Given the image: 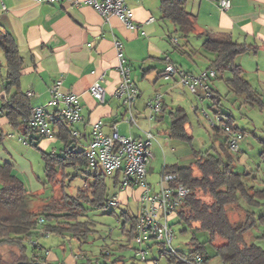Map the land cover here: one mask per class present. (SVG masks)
I'll return each mask as SVG.
<instances>
[{"label": "crops", "instance_id": "obj_1", "mask_svg": "<svg viewBox=\"0 0 264 264\" xmlns=\"http://www.w3.org/2000/svg\"><path fill=\"white\" fill-rule=\"evenodd\" d=\"M76 1L78 5L74 4ZM181 1L185 10L195 15L194 28L185 37L176 30L170 19L162 17L160 0H125L132 21L137 24L135 28L126 26L114 14L104 18L88 0H58L51 3L0 0V26L11 33L23 59L19 89L27 97L32 109L39 106L47 110L54 109V106L49 104V87L57 80L61 81L62 92L75 93L83 118L73 124L71 129L78 137V143H82L85 149L91 126L97 121L101 122L102 130L107 134L115 125L120 134L142 138L150 131L156 139L162 130L161 140L166 144L170 140V112L179 106L174 107L171 101L173 107H169L168 96L174 93L182 97L187 95V92L193 97L199 96L183 85L177 75L163 79L161 71L168 60L186 72L198 73L211 68L209 63L214 52L208 51L204 60H200L196 56L200 50L192 46L188 37L191 34L196 35L202 43L205 33L226 32L234 41L250 47L245 53L236 56L235 62L242 67L243 76L254 89L259 103H250L242 95V103L251 109V129L239 127L234 122L233 125L245 133L236 151L237 162L243 166L244 175H251L259 171L258 168L254 170L253 165L249 163L253 159L249 155V152L254 150L253 143L258 141L264 146V121H259L261 117L264 119V0H230V6L226 10L220 9L218 0ZM180 36L183 38L180 39ZM172 37H177V44L170 41ZM115 41L120 42L122 55L130 67L131 80L138 89V96L130 107L133 121L127 120V107L123 100L114 94L120 81ZM201 43L200 49H203ZM4 75L0 78V98L8 97L2 86ZM218 75L221 77L222 73L209 80L213 91L211 98L217 101L220 96L219 87L213 80ZM100 76L105 89L103 102L95 100L89 92L91 84ZM12 91L14 88L10 92ZM157 92L162 94V108L159 114L151 117L147 101ZM255 119L258 122H255ZM163 127L168 128V133ZM13 128L4 111L0 110V142L3 148H0V160L11 164L12 160L5 158L4 150L12 151V138L16 136L14 133L17 132L19 140L21 139L19 129ZM185 128L189 130L187 124ZM56 132L57 126L53 128V135ZM37 135L36 132L29 138H35ZM23 139L26 141V136ZM54 139L52 136L41 140L47 145ZM157 142L161 143L158 139ZM57 150L59 149L52 151ZM261 158H264V154ZM258 176L259 179L254 178L256 181H243L252 189H257L258 186V189H264V174ZM147 180L153 185L148 177ZM133 191L137 200L138 188L123 187L116 192L117 201L127 200ZM35 246L41 248L39 243ZM45 251L50 254L48 248ZM82 256L78 260L73 254L56 255L52 258L61 264H75L88 258Z\"/></svg>", "mask_w": 264, "mask_h": 264}, {"label": "trees", "instance_id": "obj_2", "mask_svg": "<svg viewBox=\"0 0 264 264\" xmlns=\"http://www.w3.org/2000/svg\"><path fill=\"white\" fill-rule=\"evenodd\" d=\"M160 8L162 17L170 19L182 36L185 37L192 32L195 15L185 10L183 1L160 0ZM201 46L204 50L214 52L209 67L215 70L216 75L225 71L229 72V77L224 79L228 89L236 95H244L250 103L258 104L254 89L243 76L242 67L235 62L236 56L245 53L250 47L234 41L226 32L205 33ZM0 50L4 55L5 68L2 86L4 93L8 94V97L0 98V110L4 111L10 125L18 128L21 137L25 138L28 132L36 133V131L26 125L25 117L31 113L32 107L25 94L19 89L23 59L13 36L1 26ZM12 88L14 91L10 92ZM170 116V138L190 139L191 136L185 128L187 116L184 109L177 106L170 112ZM227 123L234 126L230 118H227ZM214 131L222 132L218 128ZM45 137L38 134L37 137L30 139L29 144L40 150L46 179L53 185L59 183L61 195L58 199L52 195L43 203L39 211L32 210L31 194L24 183L13 173L12 164L0 162V243L14 244L19 248V255L15 262L47 263L45 258L38 257L37 253L32 259H27L26 256L28 248L26 240L36 234L38 218L42 217L44 223L47 218L54 220V223L44 225V229L50 233L69 234L84 240L90 231L88 220L81 219L85 212L84 204L92 208H100L105 205V202L108 204L109 199L116 195L113 193L107 198L106 173L86 171L85 148L77 149L79 139L71 127L58 122L57 132L53 135L61 141V146L57 151L48 152L38 147L40 140ZM263 154L264 146L261 155ZM232 161L225 137L224 142L219 144V148H216L214 152L206 151L200 155L195 153L189 165H163L161 172L176 173L179 181L189 189L182 205L176 210L174 218L185 224L183 231L187 229L191 231L188 242L190 248L187 252L180 253L172 252L164 247L160 249L161 254L167 257L168 264H185L180 256H189L198 251L204 255V262L212 256H217L224 264H264V248L253 241H248L244 236L255 226L256 222L255 212L250 210L249 206L264 203V189H252L248 186L242 180L241 174L232 168ZM70 166L91 176L84 190L79 189L75 194L65 193L63 190L64 179L70 177V174L66 173ZM107 175L114 179L115 185L121 183L119 170ZM240 198L248 207L240 204ZM230 204L242 207L243 214L239 220L232 222L229 219L227 206ZM135 221L136 216L131 221L130 228L123 229L129 239L133 237ZM194 223L197 225L193 227ZM198 233L206 234V237L199 239ZM216 236L221 238V242L214 245L212 241ZM34 246L35 249L36 246ZM83 255L86 257L85 254ZM103 255L108 257L112 253L106 251ZM120 259V256H113L109 264H114ZM97 262L88 257L75 264H97Z\"/></svg>", "mask_w": 264, "mask_h": 264}, {"label": "rangeland", "instance_id": "obj_3", "mask_svg": "<svg viewBox=\"0 0 264 264\" xmlns=\"http://www.w3.org/2000/svg\"><path fill=\"white\" fill-rule=\"evenodd\" d=\"M181 38L183 37L180 36ZM188 40L194 48L200 50L196 53L197 58L204 60V55H207L208 51L200 49L201 41L199 38L191 34ZM4 74V55L0 50V78ZM227 77H229V72L225 71L221 77L218 75L213 80V83H216L219 87L220 96L218 97V101L209 97H193L189 92L185 96L182 95V97L174 93L168 96L167 104L169 107H173L170 104L172 101L174 107L179 105L184 109L187 116V127L189 128L188 131L191 137L187 140L172 137L164 144L161 140L162 130H160V133L153 140L151 146L154 158L152 157L147 165V177L153 185L154 182L159 180L164 164L189 165L193 161L195 153L200 155L206 151L214 152L216 148H219V144L224 142L225 136L222 132L215 133L211 124L212 120L218 117H230L237 126L247 130L251 129L252 117L249 113L251 109L242 103V95H236L228 89L224 82V79ZM146 113L148 114V110ZM257 113L258 111L256 110L255 114ZM255 118L258 119L257 117ZM256 119L255 122H258ZM259 121L262 122L264 119L261 117ZM165 131L168 133V128H165ZM35 134L28 132L25 141L22 137L19 140L17 132L14 133L16 136L12 138L13 149L12 151L4 150V153L6 154L5 158L12 160L13 173L24 183L27 191L31 194L32 210L37 212L41 209L43 203L50 199L52 195L58 199L61 195V190L59 183L53 185L47 181L41 152L29 144V137ZM157 139L161 142L160 144L157 142ZM44 140H41L40 144H38V147L44 151L49 152L53 149H59L61 145V141L56 138L52 142H49V144L47 143V145H44ZM253 144L254 150L252 153L249 152V155L253 159L249 163L253 165L254 170L258 168L259 171L251 175L246 176L243 174V166L236 159L237 152H230L233 159L232 168L242 174V180L246 182H253L255 179H259V174H264V158H261L260 155L263 144L258 141ZM0 148L3 149L2 142H0ZM82 148L83 144L78 143L77 149ZM0 162H2V159ZM66 173L70 174V179H64L63 190L65 193L75 194L79 189L84 190L91 180V176L86 175L81 170L77 171L71 166L67 168ZM119 181H121V178H119ZM105 183L107 198L121 190V183L119 182L115 185L114 179L107 174H105ZM256 185L258 186V182ZM134 192L129 194L127 200H119L114 206L109 203L106 204V202L100 208H92L84 204L85 212L81 219H87L90 228L84 240L77 239L69 234L58 235L56 233H50L48 236H42L41 229L44 228L46 223H54V220L47 218L46 223H38L36 234L31 239L26 240V245H28L26 250L27 259L34 258V255L37 253L38 257L45 258L49 264H61L52 257L77 253L85 254L92 261H98V263L106 262L109 264L113 256H120L121 259L114 264H168L167 257L160 252V249L163 247L172 252H187L190 248L188 242L190 241L191 231L189 229L183 231L186 227L185 224L178 222L177 218H174L172 221L174 238L170 245L167 243H148L150 249L146 260H141L135 255V248L138 245L123 232V229L128 230L130 228L131 221L137 215L138 203ZM205 198L209 200L208 197ZM239 202L243 207H248L241 198ZM249 209L255 212L256 222L255 226L249 232L245 233L244 236L248 241H253L264 248V236L262 237L264 235V203L251 205ZM227 214L232 222L239 220L243 214L242 207L230 204L227 206ZM196 225L194 223L193 227ZM197 236L199 239H204L206 234L198 233ZM33 242L39 243L41 248L34 249ZM219 242H221V238L216 236L212 244L216 245ZM47 248L50 250L49 255L45 251ZM106 251L111 252L112 255L105 257L103 254ZM18 255L19 248L17 246L10 243H0V264H14ZM203 264H221V260L217 256H212Z\"/></svg>", "mask_w": 264, "mask_h": 264}, {"label": "built area", "instance_id": "obj_4", "mask_svg": "<svg viewBox=\"0 0 264 264\" xmlns=\"http://www.w3.org/2000/svg\"><path fill=\"white\" fill-rule=\"evenodd\" d=\"M37 2L51 3L58 0H35ZM94 8L104 17L111 14L116 15L128 27L135 28L137 24L132 21L129 8L125 0H88ZM75 5L79 3L74 2ZM220 9L226 10L230 6V0H218ZM170 41L177 44L176 38ZM118 55V72L120 81L114 90L116 97L121 98L127 107L128 121H133L130 113L132 102L138 96V89L130 77V67L127 65L121 52L119 41H115ZM165 80L174 75L179 77L180 82L186 85L189 90L201 98L213 97V91L209 85V80L216 76L213 68L202 70L198 73L186 72L175 66L168 60L164 69L160 73ZM101 76L89 87L91 96L103 102L105 89L101 84ZM61 81H55L49 87V104L54 109L47 110L39 106L32 109L31 113L25 117L28 128L46 137L53 136V128L58 122L65 123L71 127L82 120L80 105L77 95L73 92H62L60 90ZM150 116L153 117L161 112L162 94L155 93L147 101ZM213 128H218L226 136L229 150L237 151L239 142L245 133L227 123V118L218 117L211 121ZM155 139L154 134L148 131L144 137L120 134L114 125L109 134L103 132L100 121L94 122L91 126L89 140L85 149L87 159L86 171H102L112 174L119 170L121 172V188H138V210L133 231L132 240L138 245L135 248V255L141 260H146L150 245L148 243L171 244L174 238L172 229V219L176 210L182 205L189 189L178 179L176 173L161 172L156 185H151L147 180V165L153 157L151 146ZM114 206L117 204L116 195L112 196L108 202ZM38 223H44L42 217L38 218ZM42 236H48L50 231L41 229ZM36 243L33 242V245ZM146 245V246H144ZM83 254H73L77 260ZM185 264H203L204 255L195 252L189 256H180ZM156 261V260H155ZM224 264V263H221Z\"/></svg>", "mask_w": 264, "mask_h": 264}, {"label": "water", "instance_id": "obj_5", "mask_svg": "<svg viewBox=\"0 0 264 264\" xmlns=\"http://www.w3.org/2000/svg\"><path fill=\"white\" fill-rule=\"evenodd\" d=\"M14 264H48V263H43L38 261H17Z\"/></svg>", "mask_w": 264, "mask_h": 264}]
</instances>
